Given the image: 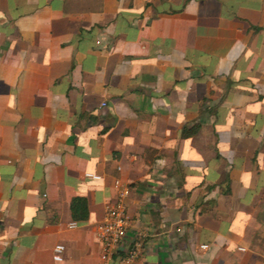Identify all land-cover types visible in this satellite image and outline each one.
<instances>
[{
  "label": "crops",
  "instance_id": "obj_1",
  "mask_svg": "<svg viewBox=\"0 0 264 264\" xmlns=\"http://www.w3.org/2000/svg\"><path fill=\"white\" fill-rule=\"evenodd\" d=\"M0 264H264V0H0Z\"/></svg>",
  "mask_w": 264,
  "mask_h": 264
},
{
  "label": "built area",
  "instance_id": "obj_2",
  "mask_svg": "<svg viewBox=\"0 0 264 264\" xmlns=\"http://www.w3.org/2000/svg\"><path fill=\"white\" fill-rule=\"evenodd\" d=\"M117 184L119 188L117 199L107 207L103 221L97 226V236L104 247L103 260L106 261L111 254L123 249L126 252L124 262H127L135 260L141 255L144 238L140 234L133 239L130 245L125 244L132 224L126 204V199L129 195V185L121 182H117ZM76 225V222L71 223L72 227ZM65 251L66 246L64 244H57L54 248L55 260L62 261Z\"/></svg>",
  "mask_w": 264,
  "mask_h": 264
},
{
  "label": "trees",
  "instance_id": "obj_3",
  "mask_svg": "<svg viewBox=\"0 0 264 264\" xmlns=\"http://www.w3.org/2000/svg\"><path fill=\"white\" fill-rule=\"evenodd\" d=\"M199 124L194 125L192 128L187 129L185 131L186 135L194 134L199 129ZM230 191V187H228L227 192ZM71 212L74 220L78 222L86 221L89 218V206L87 203V199L84 197H74L71 202Z\"/></svg>",
  "mask_w": 264,
  "mask_h": 264
}]
</instances>
